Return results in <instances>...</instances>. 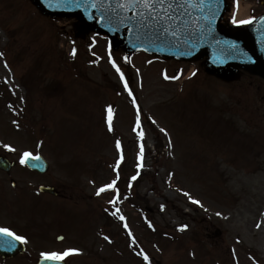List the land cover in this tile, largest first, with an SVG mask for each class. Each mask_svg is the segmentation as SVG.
I'll return each mask as SVG.
<instances>
[{
    "label": "rangeland",
    "instance_id": "rangeland-1",
    "mask_svg": "<svg viewBox=\"0 0 264 264\" xmlns=\"http://www.w3.org/2000/svg\"><path fill=\"white\" fill-rule=\"evenodd\" d=\"M229 1L224 27L240 17L238 3L243 20L261 12L253 0ZM0 53V142L46 155L64 195L52 199L51 222L73 229L52 249L77 250L69 264H149L145 253L151 264H264V95L247 84L255 77L129 54L32 0H0Z\"/></svg>",
    "mask_w": 264,
    "mask_h": 264
},
{
    "label": "water",
    "instance_id": "water-1",
    "mask_svg": "<svg viewBox=\"0 0 264 264\" xmlns=\"http://www.w3.org/2000/svg\"><path fill=\"white\" fill-rule=\"evenodd\" d=\"M34 2L46 14L78 17L84 25L108 35L116 47L125 44L130 51L143 50L187 61L207 56L208 65L215 72L227 73L232 66L239 65L264 77V19L252 30L221 32L218 25L225 7L224 0H205L206 5H211V11L215 12L210 33L208 20L204 18L209 16L208 7L202 12L188 6L179 12L175 20L157 22L142 8L130 11L120 8L123 0H97V8H86L84 0H80V6L74 0ZM145 15H149V18L141 26L140 21ZM109 17L112 19L109 20ZM169 26L170 30L164 33L163 29ZM125 28H129L127 37L123 36ZM172 31L177 32L175 37ZM117 36H120V40ZM41 264L59 263L47 260Z\"/></svg>",
    "mask_w": 264,
    "mask_h": 264
},
{
    "label": "flooded vegetation",
    "instance_id": "flooded-vegetation-1",
    "mask_svg": "<svg viewBox=\"0 0 264 264\" xmlns=\"http://www.w3.org/2000/svg\"><path fill=\"white\" fill-rule=\"evenodd\" d=\"M250 85H255L253 81ZM264 94V90L257 88ZM6 158L9 169L0 167V227H8L18 235L28 239L23 244L21 253L11 257L0 255V264H35L36 251L31 250L33 231H28L36 220V214L44 212L46 206L37 205L40 200L47 199V194L39 191L42 185L50 186L47 174H38L20 163V157L0 146V158ZM59 196V192H56Z\"/></svg>",
    "mask_w": 264,
    "mask_h": 264
},
{
    "label": "snow or ice",
    "instance_id": "snow-or-ice-1",
    "mask_svg": "<svg viewBox=\"0 0 264 264\" xmlns=\"http://www.w3.org/2000/svg\"><path fill=\"white\" fill-rule=\"evenodd\" d=\"M75 3H77V6H80V0H74ZM84 6L86 8H97V0H84ZM102 6V5H101ZM188 6H192L195 8H198L200 11H204L205 7H208L209 9V16H205L204 18L208 20V32L210 33L212 31L211 24L213 20L215 19V12L211 11V5H206L205 0H123L122 3L119 4V7L124 9L125 11H130L133 9H144L147 14L150 15L151 19L161 22H166L167 20H175L176 17L179 15V12L181 10L186 9ZM149 15L143 16L142 20L140 21L141 26H143V21L147 20L149 18ZM101 19L103 20L104 17L101 16ZM109 20L112 19V17L108 18ZM234 24L239 25H250L254 23V19H246V20H236L233 18ZM170 30V26L163 29L164 33H167ZM172 36H176L177 32L172 31ZM232 47H236L233 45ZM72 56H76V49L72 50ZM2 55V53H0ZM114 67H116V70L120 72V69L118 66L115 65V61H113ZM121 79H123V73L120 72ZM179 77H169L167 74H165V79H178ZM125 88H128V82L127 80L124 81ZM129 94L131 95V90L129 89ZM135 102V100H134ZM109 130H111L112 126V109L109 107ZM138 135L141 139L144 137V132L141 130L138 132ZM119 146V145H118ZM4 148H6L8 151L14 152L16 151L15 148L11 147L10 145H3ZM141 163L139 167H143V158H144V145L141 143L140 145V152H139ZM41 157L38 155H34L32 152H24L20 163L23 165L28 164L30 161H40ZM121 160H123V155H121ZM35 166V165H34ZM133 180L136 179L134 176L132 178ZM107 189H111L113 191L117 192L116 198L112 201H110L113 204H116L119 201V194L118 189H116V181H113L111 184L107 185ZM106 188H101L97 195L107 190ZM185 195H188V193H185ZM189 199L192 200V203L201 205V202L199 200H193L191 196H189ZM119 213V209L116 210V212L113 213V215H117ZM219 215V214H218ZM119 219L121 221L125 220V217L123 215L119 216ZM151 226V225H150ZM125 228H128V224H124ZM187 226L181 227L180 231H184ZM129 235H131V232H129ZM107 239V237H106ZM29 241L28 239L23 235H18L16 232L12 231L8 227H0V247H7L8 249H13L16 247L17 243L19 244H27ZM133 243H135V240L133 239ZM77 254V250H67L62 253L60 252H43L41 253V256L45 260H53V261H64L67 257L70 255ZM143 258L146 261H149V264H151V261L149 260L148 255L145 253L143 254Z\"/></svg>",
    "mask_w": 264,
    "mask_h": 264
}]
</instances>
